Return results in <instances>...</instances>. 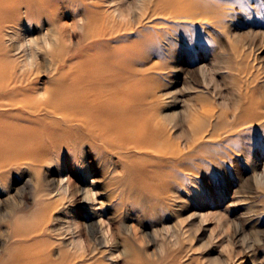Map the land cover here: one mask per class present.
Here are the masks:
<instances>
[{"label":"rangeland","instance_id":"rangeland-1","mask_svg":"<svg viewBox=\"0 0 264 264\" xmlns=\"http://www.w3.org/2000/svg\"><path fill=\"white\" fill-rule=\"evenodd\" d=\"M83 3L91 9L87 12L76 5L75 20L105 15L92 30L104 23L116 32L86 40L74 16H68L32 23L31 38L46 46L57 39L53 34L59 25L66 27L68 64L92 54L107 56L109 50L111 56L118 55L125 48L131 59L121 65L119 86H130L126 93L134 95L132 108L151 117V127L164 129L165 136L158 141L169 140L182 153L179 162L155 152L146 160L137 152L120 157L86 143L72 156H63L60 169L39 166L45 189L56 194L61 175L67 186L80 190L78 201L71 193L61 197L59 207L69 212L66 225L70 224L72 234L52 240L55 255L70 236L81 235L88 256L105 258L106 251L98 252L107 248V240L117 242L108 264H125L133 256H145L149 264H264V121L234 127L244 103L264 98V0ZM119 6L127 8L126 17H117ZM194 13L200 19L187 17ZM146 15L150 18L139 23ZM127 24L134 29L125 30ZM140 38L148 47L134 49L132 43ZM56 43V48L62 47ZM145 52L150 56L148 64L133 61ZM45 61L38 56L39 87L53 76ZM244 67L257 71L256 81H246ZM261 106L250 111H264ZM198 123L219 136L205 138L191 150L186 145ZM230 129L233 135L225 138ZM22 168L10 169L1 180L0 255L12 246L13 213L22 216L34 205L31 194L21 197L17 190L33 191L31 172L24 168L22 177L12 181ZM60 209L53 212L56 227L65 219Z\"/></svg>","mask_w":264,"mask_h":264},{"label":"bare ground","instance_id":"bare-ground-1","mask_svg":"<svg viewBox=\"0 0 264 264\" xmlns=\"http://www.w3.org/2000/svg\"><path fill=\"white\" fill-rule=\"evenodd\" d=\"M84 1L0 0V191L4 174L14 167H23L14 174L12 181L20 179L24 168L28 169L32 174L33 191L29 193L17 190L21 197L27 198L31 194L34 203L27 214L17 216L13 213L10 233L12 246L3 250L0 264H86L88 261L91 264H108L107 259L113 257L118 247L117 242L108 243L111 241L108 239L107 248L98 252L100 254L106 251L105 258L101 254L88 256L85 254V238L81 235L78 238L70 236L67 244L58 246V255H55L52 240L72 234L68 228L71 227L70 224L66 225L69 222V215L66 216V213L69 212L59 207L61 197L71 193L78 201L80 190L71 185L67 186L61 175L56 194L45 189L42 186L39 166L50 164L60 169L63 166L60 159L66 154L72 156L73 150L81 149L86 143L117 153L120 157H131L132 153L137 152L146 160H151V153L155 152L161 158L179 162L182 153V149L169 143V140L158 141L165 136L164 129L159 125L151 127V117H145L132 108L135 104L134 95L126 93L131 92L130 86H119L121 65H126L131 59V56L126 55L125 48L123 50L120 47L118 55L111 56L112 51L109 50L110 54L107 56L92 54L82 57L75 64H68V56L65 58V54L68 55L69 52L66 27L59 25L58 31L53 34L57 39H50L46 46L31 38V31L34 30L32 23L53 20L56 17L61 20L68 16H74L75 20L78 4L83 6L84 11L89 12L91 8ZM117 9V17H126L125 6ZM179 15L177 13L174 16ZM104 17L89 14L88 17L76 19L74 24L79 26L86 40L116 32L117 29L105 27L104 23L102 27L92 30ZM187 17L191 20L200 19L198 13ZM149 18L148 15L143 16L139 23ZM127 25L125 30L134 29V25ZM73 35L75 33L70 34L71 37ZM43 39L42 33L40 40ZM56 42L62 47L56 48ZM132 45L134 49L140 45L147 48L148 42L140 38ZM38 56L46 60V67L53 74L47 85L42 87L37 83ZM149 57L145 52L141 57L135 56L132 59L145 66ZM247 69L248 67H244L241 70L246 81H256L257 71ZM263 104L264 98H253L244 103L234 127L247 128L251 123L260 124L264 121V111H250L254 108L261 109ZM230 131L232 130L225 131V138L233 135ZM216 136L219 134L216 135L215 131L207 133L204 123H198L186 146L196 150L205 138ZM59 209L65 219H60V225L56 227L53 212ZM122 255L128 256L127 253ZM147 260L145 256H133L126 258L125 264H149ZM114 264L119 263L114 261Z\"/></svg>","mask_w":264,"mask_h":264}]
</instances>
